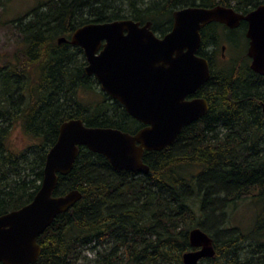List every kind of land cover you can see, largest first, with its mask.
Returning <instances> with one entry per match:
<instances>
[{
  "label": "trees",
  "instance_id": "obj_1",
  "mask_svg": "<svg viewBox=\"0 0 264 264\" xmlns=\"http://www.w3.org/2000/svg\"><path fill=\"white\" fill-rule=\"evenodd\" d=\"M140 1L45 0L14 20L23 49L0 66V214L33 199L64 120L80 117L129 132L144 125L86 72L84 49L60 42L61 36L118 18L151 20L165 33L173 11L183 6L220 3L247 12L264 3ZM205 32L198 52L212 61L217 42ZM208 41L214 49L205 48ZM233 63L222 72L213 68L198 90L210 103L205 115L186 124L172 144L145 150L148 172L118 169L104 154L80 146L54 194L78 189L82 196L39 235L42 252L29 264H89L82 261L85 247L96 249L91 264H185L183 253L195 248L189 238L194 226L213 237L216 250L197 264H264V75L248 68L246 57ZM87 90L94 100L84 97ZM16 125L32 138L17 151L8 143ZM245 199L258 206L252 225L247 231L228 227V208Z\"/></svg>",
  "mask_w": 264,
  "mask_h": 264
},
{
  "label": "water",
  "instance_id": "obj_2",
  "mask_svg": "<svg viewBox=\"0 0 264 264\" xmlns=\"http://www.w3.org/2000/svg\"><path fill=\"white\" fill-rule=\"evenodd\" d=\"M248 21L251 67L264 74V3L242 12L233 5H187L173 11V24L158 36L152 21L133 18L92 21L77 27L70 38L85 52V70L145 125L135 132L112 126L88 125L80 117L64 120L55 143L47 152L44 175L33 199L0 214V262L29 264L42 252L39 235L61 212L81 198L78 189L55 195L59 174L75 165L80 146L104 154L118 169L142 173L150 166L145 150L172 144L183 127L205 115L210 104L202 96L189 97L211 76L209 60L200 55L201 29L211 21L237 27ZM264 110V103H263ZM189 238L195 248L183 253L185 264H197L216 252L213 237L194 226Z\"/></svg>",
  "mask_w": 264,
  "mask_h": 264
},
{
  "label": "rangeland",
  "instance_id": "obj_3",
  "mask_svg": "<svg viewBox=\"0 0 264 264\" xmlns=\"http://www.w3.org/2000/svg\"><path fill=\"white\" fill-rule=\"evenodd\" d=\"M42 1L45 0H0V66L9 60H14L15 51L23 49V42L19 40L14 20L20 15L29 12L37 5L39 6ZM155 1L142 0L140 3H154ZM208 35L217 42V50L214 55L216 68H226V66L228 67L233 62L247 56L248 43L245 30L243 32L242 27L231 31L224 24H219L215 29H211ZM233 37L235 39H232ZM211 42L205 47L206 49H214V45L216 44H211ZM223 45L226 46L224 50L222 49ZM83 95L88 100H94V94L91 90H87ZM31 140L32 138L22 131L21 126L16 125L10 132L8 143L10 148L17 151L29 144ZM257 209V204L250 199L232 204L227 210L229 214L227 226H239L244 231H247L254 221ZM105 246H100L99 248L102 247L103 249ZM84 254L85 258L82 261L90 262L89 264L94 263V259L97 257L96 249L85 247Z\"/></svg>",
  "mask_w": 264,
  "mask_h": 264
},
{
  "label": "flooded vegetation",
  "instance_id": "obj_4",
  "mask_svg": "<svg viewBox=\"0 0 264 264\" xmlns=\"http://www.w3.org/2000/svg\"><path fill=\"white\" fill-rule=\"evenodd\" d=\"M213 22H217V23H214L213 24ZM219 24H224L225 26H227V29H229V30H234V29H236V28H238V27H242L243 28V32H244V30H245V35H246V32H247V29H248V21L247 20H242L241 21V23L237 26V27H230V26H228L227 24H225V23H223V22H220V21H211V22H209V23H207L206 25H204L203 27H202V29H201V34H202V30L205 28L206 29V32L205 33H207L208 34V32L212 29V27L215 29L216 28V26H219ZM169 31V30H168ZM157 33V35L158 36H163L165 33H160V32H156ZM229 36V35H228ZM203 37V36H202ZM246 38H247V43H248V47H249V38L247 37V35H246ZM203 39V38H202ZM248 47H247V56H246V59H247V61H248V63H249V65H248V68H251L252 70H254L252 67H251V57H250V55L248 54ZM226 48V46L225 45H223L222 46V49L224 50ZM199 51V50H198ZM199 53V52H198ZM200 54V53H199ZM200 55H202V54H200ZM223 55H224V53H223ZM202 56H204V57H206L208 60H209V62H210V66H211V73H212V69L214 68V70H216L217 72H222V71H224L225 70V67H223V68H221V69H218V68H216L215 67V63H214V58H213V60L212 61H210V59L207 57V56H205V55H202ZM229 67V66H228ZM226 68H227V66H226ZM255 72H257V73H259L258 71H256V70H254ZM259 74H262V73H259ZM262 75H264V74H262ZM210 79V78H209ZM207 82V81H206ZM205 82V83H206ZM205 83H203L194 93H192V94H190L189 95V97H195V96H202V97H204L203 95H201V94H198L197 92H198V90L205 84ZM113 97V96H112ZM206 98V97H205ZM210 104V103H209ZM143 123V122H142ZM145 125V124H144ZM143 125V126H144ZM141 128V127H140Z\"/></svg>",
  "mask_w": 264,
  "mask_h": 264
}]
</instances>
